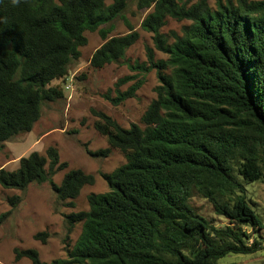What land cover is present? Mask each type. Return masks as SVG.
Segmentation results:
<instances>
[{
  "label": "trees",
  "instance_id": "1",
  "mask_svg": "<svg viewBox=\"0 0 264 264\" xmlns=\"http://www.w3.org/2000/svg\"><path fill=\"white\" fill-rule=\"evenodd\" d=\"M152 11L142 29L153 34L158 60L130 66L104 98L115 107L136 97L141 75L156 70L159 86L142 125L120 126L92 110L95 129L109 148L88 151L107 158L119 150L126 164L102 174L110 191L89 196L90 209L66 217L69 234H82L67 259L45 263L37 250H16L32 264H220L230 255L264 250V222L247 187L264 180V0H138ZM128 0H0V153L16 136L30 133L43 107L64 97L54 81L66 79L99 30L104 44L90 65L102 69L125 59L140 35L124 16ZM122 19L129 33L109 37ZM188 23L171 38L168 20ZM106 27V28H102ZM134 82L126 91L121 88ZM68 168L59 152L24 157L15 171L0 170V185L25 192L49 183L58 202L75 208L96 178ZM21 197L10 202L16 206ZM210 203L228 224L217 226L198 207ZM8 214L0 216L2 223ZM46 234L36 236L44 239ZM45 241V240H44Z\"/></svg>",
  "mask_w": 264,
  "mask_h": 264
},
{
  "label": "rangeland",
  "instance_id": "2",
  "mask_svg": "<svg viewBox=\"0 0 264 264\" xmlns=\"http://www.w3.org/2000/svg\"><path fill=\"white\" fill-rule=\"evenodd\" d=\"M196 1L199 0H193ZM206 1L210 6L216 7L218 0ZM137 4L138 0H128V7L124 12L134 31L140 35L138 42L128 50L125 59L102 69L92 68L91 58L104 41L99 30L86 32L87 45L81 48V58L73 63L69 76L51 84L61 88L64 97L46 104L33 131L16 136L5 144L0 153V170L15 171L22 158L29 157L34 152L46 156L50 148H55L59 152L61 163L68 164V168L54 176L56 184L60 185L65 174L71 170H82L96 178L93 186H86L82 190L75 208L60 204L49 183L32 184L25 192L8 190L0 185V216L8 214L0 223V264H32L26 258L20 261L15 259L16 250L28 249L37 250L45 263L67 259L69 251L80 238L83 227L78 224L69 234L66 217L88 211L90 195L110 191L102 174H110L126 164L127 161L119 150L113 149L107 158L91 157L88 151L97 152L110 147L107 138L95 129L97 118L92 110L107 114L120 126L129 129L132 124L143 126L142 118L156 99V88L160 84L156 70L141 75L140 79L144 82L135 98L116 107L104 98L110 91L115 96V85L119 80L137 74L131 71L130 66L146 63L148 48L155 50L158 60L168 59L155 49L153 34L142 29V23L152 9L140 10ZM187 24L169 19L162 32L172 41V33L180 34ZM113 26L114 31L109 37L125 36L130 32L120 18L113 22ZM133 83L126 84L121 90L126 91ZM67 86L69 89H66ZM247 189L250 204L264 222V180L249 185ZM16 196L22 200L13 206L10 200ZM197 202L200 211L215 225L228 224L227 220L215 213L210 203L203 200ZM39 234L47 236L37 240L36 236ZM220 264H264V250L253 255H230L221 260Z\"/></svg>",
  "mask_w": 264,
  "mask_h": 264
},
{
  "label": "clouds",
  "instance_id": "3",
  "mask_svg": "<svg viewBox=\"0 0 264 264\" xmlns=\"http://www.w3.org/2000/svg\"><path fill=\"white\" fill-rule=\"evenodd\" d=\"M12 3H13V4L18 3V0H12Z\"/></svg>",
  "mask_w": 264,
  "mask_h": 264
},
{
  "label": "built area",
  "instance_id": "4",
  "mask_svg": "<svg viewBox=\"0 0 264 264\" xmlns=\"http://www.w3.org/2000/svg\"><path fill=\"white\" fill-rule=\"evenodd\" d=\"M65 85H67V83ZM66 89H69V86H67Z\"/></svg>",
  "mask_w": 264,
  "mask_h": 264
}]
</instances>
